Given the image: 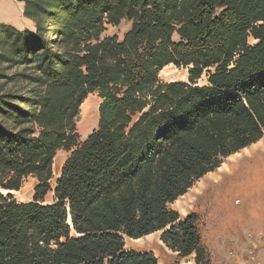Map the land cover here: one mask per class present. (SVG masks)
<instances>
[{"label": "trees", "instance_id": "1", "mask_svg": "<svg viewBox=\"0 0 264 264\" xmlns=\"http://www.w3.org/2000/svg\"><path fill=\"white\" fill-rule=\"evenodd\" d=\"M19 1L35 28L0 24V264H159L125 248L156 232L209 264L198 215L170 204L264 137V0ZM171 64L189 80L161 82ZM91 93L98 127L78 142Z\"/></svg>", "mask_w": 264, "mask_h": 264}, {"label": "rangeland", "instance_id": "2", "mask_svg": "<svg viewBox=\"0 0 264 264\" xmlns=\"http://www.w3.org/2000/svg\"><path fill=\"white\" fill-rule=\"evenodd\" d=\"M33 23L35 26L34 21ZM129 28L130 22L125 20L119 26L108 25L104 35H117L122 38ZM159 78L163 83L187 82L189 69L171 64L160 71ZM207 80L208 76L204 74L199 79V83L205 84ZM101 102L102 99L98 93H91L82 103L77 122L78 142L85 140L98 127ZM261 141H264V137ZM252 146L254 144L247 149ZM244 151L247 150L242 149L232 154L233 157L230 155L231 157L225 158L219 166H226L223 164H227L230 158H234L236 168L225 173H218L219 167L216 168L196 181L183 196L170 204V208L178 211L181 216L190 213L198 215L202 243L209 253V264H264V149H259L252 154L243 153ZM70 153L71 151L65 149L57 152L54 158L52 186H55ZM36 184L35 178L28 177L21 189L14 191L13 195L19 201H31ZM52 200L53 194L50 193L46 201ZM160 235L161 232H156L140 240L126 237L125 248L152 252L159 264H196L195 255L181 257L161 241Z\"/></svg>", "mask_w": 264, "mask_h": 264}, {"label": "crops", "instance_id": "3", "mask_svg": "<svg viewBox=\"0 0 264 264\" xmlns=\"http://www.w3.org/2000/svg\"><path fill=\"white\" fill-rule=\"evenodd\" d=\"M16 12L17 17L25 22L19 24L16 21H10L12 19V11ZM10 24L20 30L35 28L33 20L24 16V2L19 0H0V24Z\"/></svg>", "mask_w": 264, "mask_h": 264}, {"label": "bare ground", "instance_id": "4", "mask_svg": "<svg viewBox=\"0 0 264 264\" xmlns=\"http://www.w3.org/2000/svg\"><path fill=\"white\" fill-rule=\"evenodd\" d=\"M10 21H16V22H18L19 24H24L25 22H23V21H21L18 17H17V15H16V12L13 10L12 11V19L10 20ZM86 118H88L87 116H86ZM87 127V126H86ZM262 140V139H261ZM258 141V142H260L258 145H255V144H257V143H254V146H252L251 148H249V149H247L248 147H246V148H244V150H247V151H244L243 153H246V154H252V153H255L256 151H258L259 149H264V141ZM241 153V152H240ZM239 155V154H238ZM241 155V154H240ZM261 155V154H260ZM259 155V156H260ZM231 157V156H230ZM232 157H233V155H232ZM236 157V156H235ZM261 157V156H260ZM261 158H263V157H261ZM261 162V161H260ZM236 162H235V160H234V158H230L229 160H228V162H227V164H223V165H226V166H224V167H219L218 168V170L220 171H218V173H225L226 171H228V170H230L231 171V169H234V168H236V167H234L235 165H237V164H235ZM238 163V162H237ZM250 164V163H249ZM263 165V164H262ZM258 166H259V160H258ZM238 168V167H237ZM252 168V170H253V167H251ZM255 168V167H254ZM239 169V168H238ZM248 170V169H247ZM247 170H246V172H247ZM251 170V171H252ZM258 170H259V168H258ZM262 170V169H261ZM215 173V172H214ZM250 173V172H249ZM243 174H245V173H243ZM211 175V174H210ZM214 175V174H213ZM217 175V174H216ZM232 175V174H231ZM251 175V174H250ZM218 176V175H217ZM214 177V176H213ZM225 178H226V175H225ZM207 179V178H206ZM205 179V180H206ZM216 179V178H215ZM218 179V178H217ZM242 179V178H241ZM243 179H244V177H243ZM252 179H254V178H252ZM222 180V179H221ZM203 181V180H202ZM219 181V180H218ZM255 181V180H254ZM205 182V181H204ZM240 182V181H239ZM246 182H248V181H246ZM205 183H207V182H205ZM253 183V182H252ZM239 183H237V185H238ZM241 184V183H240ZM201 185V184H200ZM233 185V184H232ZM243 185V184H242ZM248 185H249V182H248ZM203 186H204V184H203ZM206 186V185H205ZM251 186V185H250ZM236 188V187H235ZM201 189V188H200ZM203 190V189H202ZM4 192H7L6 190H4ZM12 192H14V191H12ZM15 192H17V191H15ZM141 238H139V239H135V240H140Z\"/></svg>", "mask_w": 264, "mask_h": 264}, {"label": "water", "instance_id": "5", "mask_svg": "<svg viewBox=\"0 0 264 264\" xmlns=\"http://www.w3.org/2000/svg\"><path fill=\"white\" fill-rule=\"evenodd\" d=\"M12 194L14 193V192H11Z\"/></svg>", "mask_w": 264, "mask_h": 264}]
</instances>
